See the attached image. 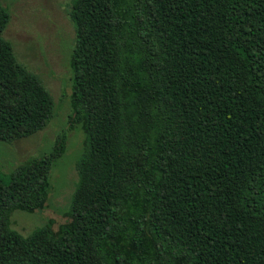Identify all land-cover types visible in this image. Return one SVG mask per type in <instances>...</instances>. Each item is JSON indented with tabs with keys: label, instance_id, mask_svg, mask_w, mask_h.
Instances as JSON below:
<instances>
[{
	"label": "trees",
	"instance_id": "16d2710c",
	"mask_svg": "<svg viewBox=\"0 0 264 264\" xmlns=\"http://www.w3.org/2000/svg\"><path fill=\"white\" fill-rule=\"evenodd\" d=\"M68 128L0 169V264H264V0H71ZM0 141L43 130L55 101L3 36ZM83 148L67 220L44 208L67 130Z\"/></svg>",
	"mask_w": 264,
	"mask_h": 264
},
{
	"label": "rangeland",
	"instance_id": "374dc122",
	"mask_svg": "<svg viewBox=\"0 0 264 264\" xmlns=\"http://www.w3.org/2000/svg\"><path fill=\"white\" fill-rule=\"evenodd\" d=\"M71 0H0L11 18L3 31L19 62L39 76L55 101V114L40 131L12 143L0 141V169L12 171L24 161L48 153L56 135L68 128L71 110L72 72L70 56L75 28L69 17ZM80 125L67 130L66 151L53 165L49 197L43 209L30 213L20 209L11 214V226L23 235L54 221L57 228L67 220L66 212L78 181L76 162L83 148Z\"/></svg>",
	"mask_w": 264,
	"mask_h": 264
}]
</instances>
